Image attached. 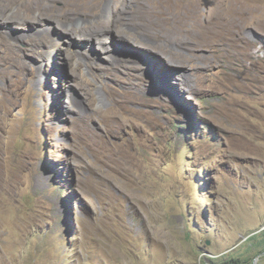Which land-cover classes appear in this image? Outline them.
I'll use <instances>...</instances> for the list:
<instances>
[{
	"label": "rangeland",
	"instance_id": "1",
	"mask_svg": "<svg viewBox=\"0 0 264 264\" xmlns=\"http://www.w3.org/2000/svg\"><path fill=\"white\" fill-rule=\"evenodd\" d=\"M0 264H264V0H0Z\"/></svg>",
	"mask_w": 264,
	"mask_h": 264
},
{
	"label": "bare ground",
	"instance_id": "2",
	"mask_svg": "<svg viewBox=\"0 0 264 264\" xmlns=\"http://www.w3.org/2000/svg\"><path fill=\"white\" fill-rule=\"evenodd\" d=\"M58 25L61 27V28H64L65 27V24L64 23H58ZM67 33H71L72 34V32H67ZM79 34H80V32H78ZM73 34L74 35H76L74 32H73ZM82 34V33H81ZM84 35V34H83ZM75 37H77V36H75ZM83 37V36H82Z\"/></svg>",
	"mask_w": 264,
	"mask_h": 264
}]
</instances>
